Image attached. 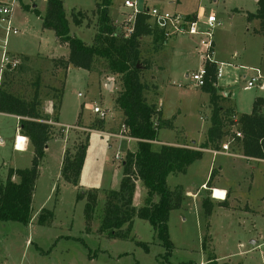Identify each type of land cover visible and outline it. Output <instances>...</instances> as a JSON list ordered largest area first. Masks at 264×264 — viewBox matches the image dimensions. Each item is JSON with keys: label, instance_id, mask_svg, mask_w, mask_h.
<instances>
[{"label": "rangeland", "instance_id": "obj_1", "mask_svg": "<svg viewBox=\"0 0 264 264\" xmlns=\"http://www.w3.org/2000/svg\"><path fill=\"white\" fill-rule=\"evenodd\" d=\"M62 1L73 33L87 45L95 44L101 0ZM7 2L0 0V6ZM124 2L114 0L110 10L119 40L127 39L121 22L130 13L121 9ZM148 6L186 15L201 9L206 15L215 13L218 21L214 30L216 58L230 63L226 69L230 77L229 90L239 97L240 111L250 114L256 97L264 98V91L258 85L247 89L254 69H259L264 77L262 23L248 20V14L258 10L256 0H148ZM46 9L47 0H19L15 6L13 26L19 34L9 37V53L31 59L20 65L22 69L8 71L11 73L6 77L4 74L0 89L27 101H31L39 89L43 110L52 115L53 103L59 99L63 88L59 121L65 127L55 126L42 161L33 196L32 222L23 225L0 221V264H209L213 258L216 264H264V165L240 158L214 157L206 153L186 174L168 178L169 188L182 187L185 195L182 208L171 212L168 223L174 244L171 253L157 239L150 223L139 218L134 219L130 233H127V225L123 227L122 233L129 234L126 239L113 238L108 231H102L108 197L121 187L126 155L137 151V142L122 133L123 114L116 104L123 89L122 74L113 73L109 61L103 58L96 59L91 72L65 69L56 64L59 59H68L70 51L67 45L58 43L53 30L43 27ZM78 12L87 16L80 27L73 23V14ZM4 39V26L0 25V41ZM185 40L192 54L174 55V45L183 39L173 41L163 50V43L157 42L154 34L143 37L139 47L140 76L147 84L146 100L161 111L154 119L155 126L162 123L158 141L200 146L197 144L204 141L211 125L212 108L210 95L196 87L192 79L203 66L199 38L195 43ZM162 50L167 66L160 74L154 68L159 65ZM101 111L106 112L104 119L100 117ZM100 120L104 125L102 130H97ZM237 128L231 130L236 132ZM19 133V120L0 113V185L6 183L9 170H26L33 166L35 147L30 143L19 152L15 146ZM88 135L84 168L78 184L74 185L61 175L63 146L67 145L68 150L74 152ZM18 139L17 147L22 149L27 140ZM230 139L233 141L232 136L227 138ZM230 145L234 154H240L236 141ZM219 165L223 166L220 175ZM210 180L204 190L202 185ZM13 181L19 182V178L14 176ZM215 183L227 188L228 198L224 199L226 193L218 189L211 195L209 189ZM136 187L133 207L139 209L144 207L147 193L146 189L142 190L141 182H136ZM89 192L97 194L98 200L91 222L85 215L87 198L78 200L79 195ZM209 196L214 208L211 216L205 214L203 205ZM114 202L119 203L116 198ZM46 211L53 212L52 221ZM44 214L47 224L39 223Z\"/></svg>", "mask_w": 264, "mask_h": 264}, {"label": "trees", "instance_id": "obj_2", "mask_svg": "<svg viewBox=\"0 0 264 264\" xmlns=\"http://www.w3.org/2000/svg\"><path fill=\"white\" fill-rule=\"evenodd\" d=\"M114 0H101L98 3L99 31L95 44L87 45L82 39L71 32V22L67 17L62 0H47V9L43 17V27L55 32L58 43L69 48L68 59H59V64L65 69L73 65L76 69L93 71L97 58L109 61L113 73L122 74L123 89L116 104L123 114V127L126 135L137 142V151L128 152L123 165V178L118 191H112L107 200L104 224L102 231H108L113 238H127L122 229L127 225V233L133 229L135 218L148 221L155 231L157 239L169 253L174 249V244L169 235V219L171 212L182 208L185 195L182 187L171 190L167 183L168 178L175 174H186L191 165L199 161L204 150H218L226 143L236 141L241 148V155L248 160L264 161V98H256L250 114H241L237 120L233 109L225 110L222 103L227 98L220 95L217 89L219 68L217 62L206 63V77L202 91L210 95L212 108L211 125L208 129L205 142L199 147L188 145H163L155 148L158 142L159 130L162 126L154 125V119L160 114L156 105L149 103L145 98L147 84L141 79L140 65V40L151 36L161 40V35L151 30L146 23L147 16L141 13L137 16L135 30L132 37L119 40L113 26L110 9ZM258 10L248 14V20H258L264 32V0H257ZM37 15L39 12L35 10ZM73 23L80 27L87 18L83 12L73 14ZM21 66L30 61L31 57L21 56ZM19 66V70L22 69ZM145 68H149L147 65ZM5 73V77L7 74ZM13 73V72H12ZM55 92L59 91L54 89ZM63 100V88L59 91V99L53 103L54 114H47L42 107L39 89L31 101L0 89V113L20 118L19 130L21 136L27 138L34 148L32 167L26 170L11 169L7 181L0 185V221L16 222L28 225L32 221V204L39 170L45 159L49 142L53 138L55 126L59 124V113ZM99 129L104 121L100 120ZM238 126L237 131L231 128ZM237 133L242 138L237 137ZM88 135L80 143L76 151L66 150L61 175L69 183L77 185L84 168L87 150ZM229 136L233 141L227 140ZM214 173L211 174V180ZM17 176L19 182H14ZM211 180L206 185H210ZM136 182H141L146 189L147 197L144 207L135 209L133 199L136 191ZM87 198L85 206L86 220L91 222L97 207V194L89 192L79 195L78 200ZM114 198L119 203L114 202ZM264 202V199H263ZM205 214L211 216L213 205L210 196L203 202ZM47 218L52 221L54 214L46 211ZM47 218L41 215L39 223L47 224ZM209 264H216L210 259Z\"/></svg>", "mask_w": 264, "mask_h": 264}, {"label": "built area", "instance_id": "obj_3", "mask_svg": "<svg viewBox=\"0 0 264 264\" xmlns=\"http://www.w3.org/2000/svg\"><path fill=\"white\" fill-rule=\"evenodd\" d=\"M146 0H125L123 3L124 9L129 11V15L126 16L125 20L121 22L124 26V33L126 38L132 37L137 16L141 13H145L147 16L146 23L149 28L154 32L157 31L161 35L163 42L172 40L174 38H199V49L201 53V59H203V66L192 76V79L196 87H202L206 77V63L215 62V41H214V30L218 26V21L215 13L206 15V12L201 9L195 15H186L181 12H171L164 10L160 6L149 7ZM19 3V0H8L7 3L0 6V25L4 26L5 39L0 41V81L7 71H13L18 68L22 60L18 56H11L8 49V39L12 35H18L19 30L13 26V12L15 6ZM204 26V28H200ZM254 74L247 81V89H253L258 85L261 90H264V77L259 69L253 70ZM221 76L219 71L218 78ZM98 111V108L95 109ZM106 112L101 111L100 117L104 119ZM124 135L127 132L125 127L122 130ZM111 137H118V135L106 134ZM127 136V135H126ZM237 137L241 138L242 135L237 133ZM19 139L17 138L16 148ZM231 143L223 145V152H213L214 155L224 154L227 156H236L231 152ZM213 190V195H214ZM225 199V198H224Z\"/></svg>", "mask_w": 264, "mask_h": 264}, {"label": "crops", "instance_id": "obj_4", "mask_svg": "<svg viewBox=\"0 0 264 264\" xmlns=\"http://www.w3.org/2000/svg\"><path fill=\"white\" fill-rule=\"evenodd\" d=\"M22 1V0H21ZM146 3H147V5H148V0H146L145 1ZM256 2H257V0H256ZM113 3H114V1H113ZM121 9H123L124 10V7H123V5L121 6ZM111 10V9H110ZM197 13V12H196ZM196 13H191V14H188V15H195ZM256 32H257V30H255ZM71 32H72V34L73 35H75L74 33H73V30H72V26H71ZM76 36V35H75ZM177 39H183V41L182 42H180V44H175L174 45V47H173V54L174 55H189V54H192V51H191V47H190V45H188V44H186V40L185 39H190V40H188V41H190V42H197V38H174V39H172V41L171 40H169V41H165V42H163L162 41V39L161 40H158V39H156V41L157 42H160V43H163L161 46H162V49L164 48V47H167V46H169V45H171V43L173 42V41H177ZM85 42V41H84ZM194 42V43H195ZM86 43V42H85ZM87 44V43H86ZM172 47V46H171ZM198 47V46H197ZM164 50V49H163ZM163 50L159 53V56H158V59H159V65H157V66H155V70L158 72V73H163L164 71H166V64L164 63V60H163ZM21 57V56H20ZM29 57V56H28ZM214 61L215 62H217V64H218V68H219V71L221 72V76L219 77V79H218V82H217V89H218V92H219V94L220 95H222V96H224V98H227V101H225V102H223L222 103V106H223V108L225 109V110H228L229 108H231V109H233L234 110V112H235V114H236V116L234 117V120H237V118H238V116L239 115H241V114H245V113H242V111H240V109H241V107H240V102H239V97L236 95V94H234L233 92H232V90L230 91L229 90V88H230V77L228 78L227 76H229V74H228V72H227V70L226 69H228V67L230 66V63H228V62H224V60L223 61H221L220 62V60L218 59V58H216V47H215V52H214ZM232 66V65H231ZM224 68V70H223V68ZM233 68V67H232ZM235 68H237V67H235ZM234 68V69H235ZM238 69V68H237ZM236 69V70H237ZM233 72L231 71V73H230V75L232 74ZM250 78V77H249ZM248 78V79H249ZM261 90V89H260ZM262 91H264V90H262ZM256 98H258V97H256ZM243 105H245V104H243ZM51 106H49L48 107V109L47 110H49V113H50V111H52L53 110V107H52V110H51V108H50ZM54 111V110H53ZM19 121H20V118H18V117H16ZM57 126H61V127H65L64 126V124L61 122V121H59V124H57ZM67 127H69V126H67ZM70 128V127H69ZM210 128V127H209ZM19 132H20V130H19ZM208 132V131H207ZM23 137V136H21V133H19V134H17V138H19V137ZM207 136V135H206ZM26 140H27V142H25L24 143V147L21 149V150H18L19 152H22V151H24L26 148H27V145L28 144H30V142H29V140L27 139V138H25ZM131 140H133V139H131ZM205 140H206V137H205V139H204V141L203 142H201L200 144H197V145H202L204 142H205ZM133 141H135V140H133ZM136 142V141H135ZM227 144V143H226ZM49 145V144H48ZM155 145H158V146H163V145H183V144H176V143H172V142H160V141H158V142H155ZM195 145H196V143H195ZM200 146H195L196 148H199ZM63 148H64V151H66L67 149H68V146L67 145H64L63 146ZM230 148H231V145H230ZM20 149V148H19ZM231 150V149H230ZM48 151V148H47V150H46V152ZM213 152H220V153H222L223 152V146L220 148V149H218V150H213V149H210V150H204V154H211V155H213L214 157H216V156H225V157H231V156H227V155H224V154H218V155H214V153ZM231 152H233L232 150H231ZM64 155H65V152H64ZM236 156H234L233 158H240V159H243V160H246V161H249V162H257V163H259V164H262V165H264V161H258V160H248L247 158H245L244 156H242L241 155V152H240V154H235ZM219 175L221 174V172L223 171V166H220L219 165ZM207 184L206 183H204L203 185H202V187H203V189L205 190L206 189V186ZM206 186V187H205ZM138 187H136V189H137ZM208 189V188H207ZM221 190L222 192H225L226 193V195H225V199L226 198H228V192H227V188H225V187H222V186H220L219 184H217V183H215V184H213V185H211V187H210V191L212 190V193H211V195L213 194V190ZM142 190L145 192V189L144 188H142ZM210 194V193H209ZM264 198V197H263ZM214 199V201H218V203H221L220 202V200H217V199H215V198H213ZM222 204V203H221ZM220 204V205H221Z\"/></svg>", "mask_w": 264, "mask_h": 264}, {"label": "water", "instance_id": "obj_5", "mask_svg": "<svg viewBox=\"0 0 264 264\" xmlns=\"http://www.w3.org/2000/svg\"><path fill=\"white\" fill-rule=\"evenodd\" d=\"M70 68H74V66L73 65H70ZM109 86V85H108Z\"/></svg>", "mask_w": 264, "mask_h": 264}]
</instances>
